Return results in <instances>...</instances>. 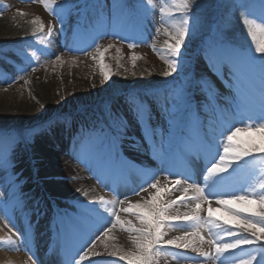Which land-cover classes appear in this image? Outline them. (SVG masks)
Wrapping results in <instances>:
<instances>
[{
	"label": "snow or ice",
	"instance_id": "6c2138e0",
	"mask_svg": "<svg viewBox=\"0 0 264 264\" xmlns=\"http://www.w3.org/2000/svg\"><path fill=\"white\" fill-rule=\"evenodd\" d=\"M43 2L45 7L51 10L50 6L54 5L56 0ZM148 3L150 4L151 0H148ZM200 6L199 0H179L176 9L181 14V19L174 25V31L170 35L171 42L165 41V55L162 58L167 68L162 75L165 78H175L183 72L184 80L171 91L129 94L120 101L119 107L105 105L81 126L74 148L82 160L96 168L99 173L97 179L123 178L134 169V164L130 163L124 154V148L129 141L132 142L131 147L139 146L135 136V131L139 130L140 139L147 143L149 150L164 166L165 181L162 182L153 174L146 185L131 193L138 195L140 191L154 190L147 200L129 203L123 208L125 213L135 215L139 224H133L131 220L122 221L120 215L113 211L111 215L115 218L114 221L100 225L95 232L85 231L83 224L91 214L102 215L97 207H78L70 213L67 208H61L53 202L51 214L47 218L57 247L67 252L79 244L77 255L72 256L68 264H98L92 257L118 258L112 261V264H119L120 261H126V264H155L154 257L159 251H172V255L179 262L186 259L185 252L180 250L188 249L204 258L201 264H225L228 255H235L237 250L247 253L238 259V264H264V183L260 184L261 191L254 196L232 194L230 198H222L226 195L223 191L226 176H231L241 166V161L247 163L246 158L254 159V154H264V0H232L231 7L240 10L242 25L250 37L249 48L234 44L218 25L215 30H210L193 61L191 57H185L184 52L187 51L190 37L202 29L198 14ZM256 10L260 13L258 18L255 15ZM164 11L161 9L162 13ZM69 13H75L77 28L85 35L96 32L93 39H103L111 35L114 39L119 37L128 41L130 47H135L136 42L128 33H136L139 30L148 16L149 9L144 0H132L131 3L128 0H112L111 5L108 0H84L83 4L77 0L69 8ZM32 23L36 24L40 31L43 30L39 21L34 20ZM63 31L64 23L61 20V32ZM24 55L27 56V53ZM35 55L33 52L32 56ZM131 59L134 64L137 57L133 55ZM55 61L62 62L59 56ZM201 63L206 65L211 74L221 78L224 76L223 69L227 67L236 81L234 85L230 82V86L234 87L237 93L229 101L234 104L231 116L238 117L241 123L245 120L261 123L248 124L243 128L235 127L234 130L216 135L213 121L209 120L207 132H204L205 124L200 118L201 111L205 114L211 111L221 119H227L229 109L220 107L221 97L212 76L208 71L198 70ZM100 67L104 80L107 81L110 78V70L103 63ZM257 67L261 81L259 95L253 90L254 72ZM223 99L229 100L227 97ZM154 117L158 121L162 117L164 122L154 123ZM241 132L247 133L250 138L245 141L238 140ZM34 134L35 130L27 133H0V168L7 170L12 163L6 156L11 145ZM213 147L217 148V158H213L201 173L203 186L191 184L184 187V180L189 177H172L168 169L173 166L177 152L183 154L189 148L197 152H210ZM171 184L179 186L177 191L183 188L187 194L191 188L195 193L191 197L178 198L180 201H190L185 205L189 210L182 214L173 208L177 204L176 199L161 196L162 190H169L165 185ZM15 185L16 181L7 183L0 191V200L9 210L19 209L23 212L27 207L26 197L22 192L13 190ZM213 202L219 207L214 209ZM36 203L38 206L41 202ZM88 203L108 205L111 201L100 197L98 201ZM221 209L228 214V219L221 221L214 218L213 212ZM47 211H41L38 207L35 209L37 217L45 215ZM117 225L128 233H136L131 249L125 250L115 243H109ZM31 227L29 223L28 229ZM166 227L182 228L184 232L174 238H167L164 231ZM205 228L207 238L201 235ZM11 229H15L13 234L27 245L28 229L21 231L15 224L11 225ZM11 242V237L5 241ZM254 247V251H249ZM28 250L31 251L30 248ZM33 264L40 262L33 259ZM100 264L108 262L103 261Z\"/></svg>",
	"mask_w": 264,
	"mask_h": 264
},
{
	"label": "rangeland",
	"instance_id": "374dc122",
	"mask_svg": "<svg viewBox=\"0 0 264 264\" xmlns=\"http://www.w3.org/2000/svg\"><path fill=\"white\" fill-rule=\"evenodd\" d=\"M76 2L77 0H56V3L51 5V10H49V8L45 7L43 0H0V89H12L13 91L21 90L23 95H29L31 97V102L33 104L21 103L17 105L16 101H12V103L8 105L4 100H0V110L5 111L7 109L15 108L17 111L16 114H19L20 116L18 118L21 119L20 124H22L19 126L0 125V133H27L31 130H35L33 136L25 137V139L18 140L11 145L6 152V156L12 161V163L8 166L7 170L0 168V191L3 190L7 183L16 181L13 190L22 192L26 197L27 204L25 210L21 212L19 209L9 210L8 206L0 200V209L2 210L5 225L4 228L7 229L5 231V236L0 237V256H5L6 261H8L5 263V260L0 258V264L10 263L9 261H11L12 257L19 251L24 256L28 255L29 252L32 253V251L28 250V248L31 249V246L29 245L30 243L28 242V244L25 245L22 241L17 239L16 235L13 234L16 230L11 229L12 224H15L17 228L23 231L22 228L18 226L19 219L22 220L24 225L28 222L30 223L28 220L31 219L32 215L34 216L33 211H35L36 207H40L43 211L45 209L48 211L45 215H40L35 221L36 229H39L38 225L40 222L37 223L39 219H42V227L44 225H49L47 217L51 214V204L53 202L61 208L68 209V204L65 201L51 197L48 194L43 186V183L47 180H45L38 171H31L32 160L29 144L35 142L36 138L42 135L41 132L44 129L43 126H48L49 121L60 117L63 118L65 116L67 118H73L74 122H77L78 124L72 139L69 141L76 142V136L78 135L81 126L89 120L93 113L98 112L105 105L119 107L120 101L129 94L143 95L145 92L171 91L174 86L178 85L185 78L183 72L175 78L172 76L165 78L162 75L163 71L167 68L166 63L162 58L165 55V41L171 42L170 35L174 31V25H177L181 19V14L176 9L179 0H151L150 4L148 3V0H144L145 5L149 9L148 16L144 19L142 26L136 33H128L130 38L134 39L136 42L135 47H130L128 41L121 40L119 37L114 39L111 35H108L103 39H93V37L96 36V32H91L85 35L82 30L77 28L75 13H69V8H71ZM83 2L84 0H79V3L83 4ZM108 2L109 5H111L112 0H108ZM128 2L131 3L132 0H128ZM204 2V0H199L201 6ZM214 3L215 5L217 4L216 15L215 13H212L210 16L208 15L209 17L207 15H205V17L199 16L202 29L200 32L193 34L187 44L194 40L195 37L197 38L196 43H198L200 36L205 40L207 38V35H203V33L206 32L205 30L209 29L208 32L210 33V30H215L219 25L223 33L234 44L242 46L245 49L249 48L251 40L250 37L247 36L246 30L242 25L240 10L231 7L232 0H214ZM200 8L198 12L200 11ZM206 8L207 6L205 5L204 9L206 10ZM161 9H164L165 11L162 13ZM169 13H171V15H169ZM105 15L107 16V11ZM255 15L257 18L259 17L260 13L258 10H256ZM215 18L217 22L214 20L215 22L212 26L208 24L209 28L204 27L209 19L212 20ZM34 20L39 21L43 26L42 31L39 30L36 24L32 23ZM61 20H63L64 23L63 32H61ZM105 27H107V25ZM252 47L254 50V46ZM199 49L196 52H192L188 49L184 52V56L191 57V59L195 61ZM82 50H85L84 53H82V56L94 55L97 62L95 82L89 87L90 96L88 97V100H79L74 103L71 101V97H77L80 90L87 89L89 84H77L73 76L68 78L67 76L49 74L46 76L52 80V88L44 89L47 99H44V102L40 101V97L33 87V78H37V81L42 84L45 76L40 71L42 65L33 61L32 53L57 51V56L60 58H68L74 53ZM24 53H27V56H25ZM2 54L9 56L12 60L17 62V64H13L11 61L3 59ZM101 55H103V61H101ZM133 55L137 57L134 64L131 59ZM101 63L106 64L110 70V78L107 81L104 80L101 73ZM198 70L208 71L212 78H215L219 82H225L228 76L233 80L227 67L223 69L224 76L222 78L211 74L210 70H208L203 63L198 65ZM124 80L126 82L133 81V83L125 86L127 90L121 92L124 87L118 84H121ZM151 82H153V87H148L147 85ZM235 83L236 81L233 80V85ZM56 84L64 85L66 87L68 101L65 102L64 105H60L58 100L59 96ZM260 87L261 81L259 78V69L257 67L254 72L253 86V90L257 95H259ZM231 91L233 97L237 95L234 87H231ZM113 97L114 99H112ZM226 106L229 109L227 122H224L219 115L213 114L211 111L207 114L201 111L200 118L205 124L204 132H207V124L209 120L213 121L214 132L216 135H219L220 132L234 130L235 127L243 128L248 124L261 123V121L248 120L241 123L238 117L234 118L230 114L234 109V104L226 102ZM30 117H34L35 120H28ZM161 119L163 120L162 117ZM249 138V135L245 132H241L237 137L240 141H245ZM253 138L257 140L259 139L258 137ZM193 139L195 140V135H193ZM139 143L144 145L143 143L145 142L139 137ZM222 143L223 138L221 137L220 144ZM67 149L69 150V147H67ZM146 152L149 154V157H146L145 161L139 160V164L148 161V164L153 167L155 161L156 163L160 161L149 149H147ZM216 152V147H213L209 152L208 155L212 160L213 158H217ZM124 154L127 158L137 161L133 158L134 156L132 154L126 153L125 148ZM254 155L256 158H246L247 163L241 161V166L237 168L231 176H226V186L223 189L224 193H226V195H224L225 199L230 198L232 194H247L249 196H254L261 191L259 186L264 183V154ZM69 157H71V161L74 162L73 164H76L75 166L77 169L81 168L79 162L82 158H80L77 153L72 155L67 154L66 158ZM211 161H206L204 169L210 165ZM86 164L88 163H84L83 171L78 169L80 173L84 172L86 174V177H79L80 179L84 178L85 181H87L89 177L88 167L85 166ZM157 165L158 169H156L154 174L157 179L164 182L165 168L161 162L157 163L156 166ZM168 170L171 171L173 178H179L176 175L175 170L173 171L172 167ZM240 175L242 176L236 180L235 178ZM146 183L147 181L142 185H146ZM173 185L175 184L165 185V187L170 189ZM141 186L136 187L134 191L140 189ZM134 191H126L121 197L122 200L128 202L133 198L147 200L153 194L151 189L148 191H140L138 195L131 194ZM162 194L165 195V198L171 197L172 199L177 200V204L173 206L174 210L181 212L188 209L185 205L179 203L180 200L178 198L183 195L181 194L180 189L179 191L173 189L168 190L167 192L162 190L161 195ZM37 201L41 202L38 206L36 203ZM219 213H223L225 216L227 214L224 211L222 212V209L219 210ZM128 216L132 217L130 215ZM114 219L115 218L112 215H108L105 218L104 224H107L110 220L114 221ZM9 221H11V223H9ZM108 226H110V224ZM126 227L127 225H125V228ZM40 229L42 228L40 227ZM189 230H191V227H189ZM30 231L32 233L34 232L33 225ZM164 231L167 233V238H174L175 236H178V233L183 234L184 232L182 228L169 227H166ZM113 232L121 233L126 238H133L136 235V233H128L119 225H117V228ZM9 237H11L12 242L5 243V241H8ZM204 248H207L206 244L204 245ZM81 250L83 251V249H80V251ZM254 250L255 247L249 249V251ZM180 251L185 252L186 259H182L178 262L172 255V251H159L154 257L155 264H201V262L204 261L202 256L197 252L191 251V249ZM246 255L247 253L243 251H239L235 255L229 254L225 264H238V259ZM108 264H112V261H109ZM204 264H207V262H204Z\"/></svg>",
	"mask_w": 264,
	"mask_h": 264
},
{
	"label": "bare ground",
	"instance_id": "6f19581e",
	"mask_svg": "<svg viewBox=\"0 0 264 264\" xmlns=\"http://www.w3.org/2000/svg\"><path fill=\"white\" fill-rule=\"evenodd\" d=\"M85 50L79 51L74 53L70 57H64L61 58L60 63H57L55 61V57L57 56V51H51V52H45V53H36L35 56H33V61L35 63H39L42 65V68L40 71L44 74V80L42 84H40L37 81V78H33V87L36 90V93H38V96L40 97V101L44 102V99H47L44 89L45 88H52V80H50L46 75H60V76H67L68 78L70 76L74 77V80L77 84L85 83L89 84L88 88L82 89L79 92V95L77 97H71V101L76 103L79 100H88V97L90 96V90L89 87L91 84H94V80L96 77L97 72V62L96 57L94 55H88V56H82V53H84ZM3 59H6L8 61H11L13 64H17L14 60H12L9 56L3 55ZM2 64V62H1ZM2 69V68H1ZM6 71V70H5ZM214 85L216 89L218 90L219 96L221 99L219 100V105L221 108L227 107L226 102H229L231 98L233 97V93L231 91V84H233V80L228 76L225 80V82H219L215 78H212ZM40 84V86H39ZM57 91H58V100L60 102V105H64L65 102L68 101V96L66 94V87L64 85H57ZM227 97L229 100H224L223 98ZM0 100H4L6 104H11L12 101H16V104L19 105L21 103H28L30 105H33L31 102V97L28 95H23L22 91H13L11 90H3L0 89ZM16 109L11 108L7 109L5 111L0 110V125L3 126H19L20 124V117L19 114H16ZM16 119V120H15ZM154 123L158 122H164L161 118L158 121L155 117ZM28 120L33 121L35 120L34 117L28 118ZM77 122H74L73 118H67V117H60L58 119H54L52 121H49V125L43 126V131L41 132L42 135L38 136L36 138V141L32 144H29L30 152H31V160H32V167L31 171L36 172L38 171L41 176L47 180L43 183L44 188L48 192V194L51 197L59 198L65 201L68 204V211L70 213H73L77 210L78 207H97L102 215H96L95 213L91 214L87 221L83 224V228L85 231H91L95 232L96 228L103 224L104 218L106 215H110L113 211L117 212L121 220H131L133 224H139V221L133 214H128L123 211L124 207H127L129 203H136L143 201L141 198H133L131 201H123L120 197L121 194L119 193V188L114 187L115 193H117V196L115 194H112L111 191L107 192L109 190L108 186H112L111 182H114L117 184L121 177H112V178H104L97 179V176L99 175L98 171L92 164H86L88 167V173L89 177L88 180L85 181V179H80L79 177H86L85 173H80L79 170L83 171L84 169V163H88L87 161H84L81 159L80 167L76 168V164L74 165L71 161V157L66 158V155H72L76 154L77 151L74 148L75 142H70L69 140L72 139V136L74 134V131L77 129ZM135 136L137 140L139 141V137L141 136L139 130L135 131ZM78 138V135L76 136ZM131 141L125 144V151L126 153L132 154L135 160L133 161L131 159H128L130 163L134 164V169L131 170L130 176H132L134 179L132 181H137L140 179H143V176L145 173L148 174L147 171L144 170L143 167H141V163L139 164V160H144L146 157H149L147 154V148L148 145H142L139 143L138 147H131ZM145 144V143H143ZM69 147V150L67 147ZM65 147V148H64ZM75 149V150H73ZM208 153V152H207ZM191 158H195L196 155L190 156ZM188 154L186 153H180L177 152L175 157V164L177 165L176 171L178 172L179 178L182 177H189V179L184 180V187H189L191 184H195L191 181L192 178L189 176V166L192 167L191 164H193V159H191ZM74 161V160H73ZM159 163V162H158ZM157 164V163H156ZM85 165V166H86ZM183 165V166H182ZM195 165V164H194ZM136 169H140L141 171H136ZM154 169H158V166ZM152 169H149V171ZM73 171V173H72ZM129 172V173H130ZM140 176H137L138 173ZM136 174V175H135ZM88 176V174H87ZM147 178V175H145ZM78 177V178H77ZM145 178V179H146ZM201 184L200 186H203V181L200 176L198 179ZM103 181V182H102ZM179 186L173 185L170 187L169 190L177 189ZM136 189V187H133ZM77 189H80L78 192ZM107 190V191H106ZM154 191V190H152ZM182 196L191 197L195 195V193L191 190L187 194L184 193L183 188H180ZM87 193V195H84ZM124 193V192H123ZM122 193V195H123ZM163 198H165V195H161ZM100 197H103L104 199H107L111 201L108 205H90L88 202L96 200L98 201ZM224 198V197H222ZM179 203L186 205L190 203L189 200L185 199L184 201H179ZM207 207L206 205L204 206ZM212 207L218 208L219 206L216 205L214 202L212 204ZM229 207H235L233 205H229ZM188 208V207H186ZM41 210V208H39ZM70 209V210H69ZM120 210V211H119ZM187 209L186 211H188ZM123 211V212H122ZM135 211V210H133ZM185 212V211H181ZM180 212V213H181ZM223 212V210H222ZM34 216L32 215L30 221L31 225L34 227V235L28 229V224H25L22 222L21 219L18 221V226L22 228V230L28 229V242L31 246L32 253H28V255L24 256L21 254V252H17L9 261L11 264H33V259H38L40 264H51L52 260L55 258V255L58 254L57 258H65L66 255H68L70 258L72 257V254L74 253L72 249L78 248L79 244H77L74 248H71L69 251L61 252V249L57 247V244L55 240L52 238L50 227L49 225H44L42 227V219H39L37 223L40 222L39 229H36L35 221L37 220V215L35 211H33ZM32 213V214H33ZM182 214V213H181ZM215 214V215H214ZM128 215L132 216L129 217ZM217 215V217H216ZM214 218H218L221 221L224 219H228V214H221L219 211L213 212ZM23 224V225H22ZM4 219L2 210L0 209V237L5 236L6 234V228H4ZM40 227L42 229H40ZM191 227V226H189ZM178 235H182V233H178ZM201 235H204L207 238V229L205 228ZM87 237H85L86 239ZM133 238H126L121 233L113 232L112 237L109 238V243L113 244L115 243L119 247L129 250L134 245L132 244ZM99 244L100 242L97 241ZM28 244V243H27ZM84 250V249H83ZM82 251V250H81ZM76 253L73 254V256L77 255ZM236 252H239L237 250ZM32 256V257H31ZM1 259L6 261L5 256H0ZM57 258H55L53 261L56 262ZM78 258V256H77ZM92 259L96 260L98 264L103 261H114L118 260V258L115 257H92ZM4 263V264H5ZM8 263V264H10ZM64 264V262H62ZM87 264V262H85ZM119 264H126V261H120ZM184 264H190V263H184Z\"/></svg>",
	"mask_w": 264,
	"mask_h": 264
},
{
	"label": "trees",
	"instance_id": "16d2710c",
	"mask_svg": "<svg viewBox=\"0 0 264 264\" xmlns=\"http://www.w3.org/2000/svg\"><path fill=\"white\" fill-rule=\"evenodd\" d=\"M205 2H204V4H202V6H201V8H200V11L198 12V14H199V16H204L205 17V15H211L212 13H215V15H216V7H215V3H214V0H212V1H209V0H204ZM205 5L207 6V8H206V10L204 9V7H205ZM204 9V10H203ZM208 16V17H209ZM216 19V18H215ZM215 19H212V20H208V22H206V24H205V26L204 27H206V28H209V26H208V24H210L211 25V23L215 20ZM206 32L205 33H207L208 31H209V29H207V30H205ZM205 33H203V34H205ZM196 40L194 41H192V42H190V43H188L187 44V49H190V50H192V49H194V47L196 46ZM131 83H133V81H122V83L121 84H118V85H120V86H123L124 87V89H122V91H124V90H126V88H125V86H128V85H130ZM148 83V82H147ZM153 82H151V83H149V85H147L148 87H153V84H152ZM111 89V88H110ZM109 89V90H110Z\"/></svg>",
	"mask_w": 264,
	"mask_h": 264
}]
</instances>
